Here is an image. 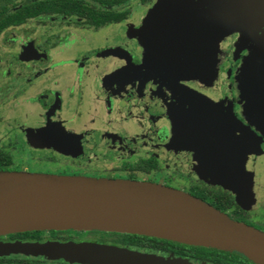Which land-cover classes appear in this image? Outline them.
<instances>
[{
    "label": "flooded vegetation",
    "instance_id": "af4514ba",
    "mask_svg": "<svg viewBox=\"0 0 264 264\" xmlns=\"http://www.w3.org/2000/svg\"><path fill=\"white\" fill-rule=\"evenodd\" d=\"M161 1L8 0L0 41L10 51L0 66V91L8 92L17 78L13 86L18 98L15 103L0 104V151L10 154L9 170H13L15 152L5 137L17 135L24 148L36 153L62 152L64 164L117 172L97 177L150 181L191 195L197 190L226 195L231 205L224 213L252 221L233 195L247 194L256 178L264 176V111L248 110V82L254 72L247 67L249 61L244 62L246 43L240 44L246 32L226 36L224 47L212 58V13L194 6L192 23L190 16L186 25L166 20L171 27L162 31L146 19L157 12ZM14 15L16 21L10 18ZM29 24L34 27L30 29ZM143 40L149 43L148 49L142 48ZM254 116L256 125L250 119ZM199 150H207L212 157L214 182L185 168L194 164ZM142 160L154 167L148 171L124 168ZM44 161H56V157ZM161 169L171 173L170 182L152 177ZM253 218L260 225L255 228L264 231L262 216ZM67 231L4 234L0 244L96 239L140 250L102 241L110 237L104 231L90 230L83 238ZM153 253L195 264H224L213 256ZM0 264L71 263L0 253Z\"/></svg>",
    "mask_w": 264,
    "mask_h": 264
},
{
    "label": "water",
    "instance_id": "95a60500",
    "mask_svg": "<svg viewBox=\"0 0 264 264\" xmlns=\"http://www.w3.org/2000/svg\"><path fill=\"white\" fill-rule=\"evenodd\" d=\"M234 2L231 14L222 5L212 6V58L223 36L245 25L244 2ZM249 65L254 76L248 82V110L263 112L264 43ZM44 230L138 234L235 251L264 264V231L233 220L188 192L133 179L0 170V235ZM0 253L71 264H195L175 255L87 240L2 243Z\"/></svg>",
    "mask_w": 264,
    "mask_h": 264
},
{
    "label": "rangeland",
    "instance_id": "374dc122",
    "mask_svg": "<svg viewBox=\"0 0 264 264\" xmlns=\"http://www.w3.org/2000/svg\"><path fill=\"white\" fill-rule=\"evenodd\" d=\"M239 1V0H238ZM244 2V3H243ZM243 16L242 21L245 23L244 26L238 27L227 35L223 36V38L218 43V49L224 47L225 37L229 36L233 32L245 33L244 38L241 40L240 44H245V49H247L248 54L245 56V61L254 60L259 50L261 49L264 43V0H243ZM234 0H162L161 5L157 9V12L151 14L146 19L151 24H155L157 26H161L162 31H166L169 29L167 27L168 22L174 19V22H177V25H186L187 20L186 17H189L192 14L194 6L200 12H205L206 14L212 13L213 7H220L222 5V9L227 13L232 12L229 8L233 7ZM213 6V7H212ZM235 11V10H234ZM233 11V12H234ZM231 14V13H230ZM193 16H190V23L194 21ZM163 19V20H162ZM146 20V21H147ZM178 20V21H177ZM188 21V23H189ZM39 26V25H37ZM145 26V23L143 24ZM151 26V25H150ZM28 27L32 29L34 24H29ZM247 27V28H246ZM145 28H142V31L145 32ZM50 30V29H49ZM52 30V29H51ZM50 30V31H51ZM247 30V31H246ZM153 33L157 32L153 26ZM48 32V31H47ZM143 33V32H142ZM14 34H18L16 31ZM157 35V33H155ZM158 36V35H157ZM148 42L142 41V48L148 49ZM242 46L240 45L239 48ZM8 51H10L7 47L1 45L0 41V66L5 63V59L8 58ZM212 62H215L214 60ZM215 74V73H214ZM212 73V77L214 76ZM17 78L14 79L16 82ZM19 80V79H18ZM15 82L13 85H15ZM244 82H247V78H245ZM252 83V81H251ZM11 85L10 90L8 92L0 91V104H12L17 100L16 87ZM4 94V95H3ZM10 115V111L8 112V116ZM250 115V114H248ZM5 116V115H4ZM257 116V115H256ZM256 116L254 118H250L253 121V124L256 125L258 122ZM6 117V116H5ZM260 119V117H259ZM260 127V120L259 125ZM3 134V130L0 128V136ZM7 141L8 147L15 152V161L13 163V167L11 169L16 171H29V172H40V173H51V174H63V175H87V176H113L117 174V172L113 171L111 168H106L105 171H101L96 167L83 168L81 166H77L73 164L63 163L61 159H64L61 155L62 152L51 151L49 152H34L31 151L27 147H23L19 142V138L17 135H12L9 138L5 137ZM49 156L56 157V161H44V159ZM116 165V164H114ZM115 167V166H112ZM152 177L155 180H159L160 182H166L171 179V173L167 170L161 169L157 172L152 173ZM169 178V179H168ZM180 184V183H179ZM177 184V185H179ZM181 187L185 190L187 186L181 185ZM234 199L236 202L241 205L243 209H245L250 216L252 217V221H246V217L243 218L241 215L236 214L234 217L238 220L246 221L252 227L260 228V225L253 222L257 219L253 218L255 216H262L261 220H264V176L261 179L256 178L255 185L253 189H251L247 194H243V196H239L236 192H234ZM260 214V215H259ZM74 235L75 237L83 238L88 235L90 232L88 230H69L67 231ZM105 234H109L110 232L104 231ZM91 234V233H90ZM88 240V239H87ZM94 239L93 241H95Z\"/></svg>",
    "mask_w": 264,
    "mask_h": 264
},
{
    "label": "trees",
    "instance_id": "16d2710c",
    "mask_svg": "<svg viewBox=\"0 0 264 264\" xmlns=\"http://www.w3.org/2000/svg\"><path fill=\"white\" fill-rule=\"evenodd\" d=\"M8 0H0V31L2 27L7 23L4 17V11L6 9V3ZM12 21L17 20V16L10 17ZM10 20V21H11ZM12 164V159L9 153L5 151H0V170H9V166ZM154 167V164L150 161L142 160L135 165H126L125 169H138L143 171H148ZM193 196L209 203L216 209L225 212L226 209L231 205L230 199L223 194H214L205 190H197L192 193ZM233 220L242 222L236 219L234 216L227 214ZM244 223V222H242ZM246 224V223H245ZM255 228V227H254ZM110 237L102 238V241H108L115 244L129 245L131 247L138 248L143 251L159 252L164 254H176L179 256H199L201 258L209 259L214 257L218 261L224 264H257L250 259L239 257L232 254V251L218 249L214 247L205 246H192L186 245L166 239L129 234V233H109Z\"/></svg>",
    "mask_w": 264,
    "mask_h": 264
},
{
    "label": "crops",
    "instance_id": "0c3cea01",
    "mask_svg": "<svg viewBox=\"0 0 264 264\" xmlns=\"http://www.w3.org/2000/svg\"><path fill=\"white\" fill-rule=\"evenodd\" d=\"M174 153L177 154L176 151ZM198 154L199 156L193 157V160L197 159L195 161L192 160L194 164L188 165L185 168L188 169L189 172L194 173L196 177L203 179L206 182H214V164H212V157L210 156V153L207 150H205V152L204 150H199ZM207 154L208 156H206ZM176 158L178 161L182 162L178 155H176Z\"/></svg>",
    "mask_w": 264,
    "mask_h": 264
}]
</instances>
